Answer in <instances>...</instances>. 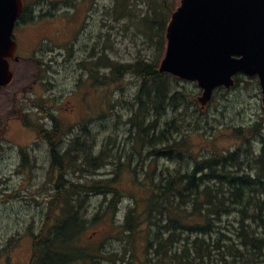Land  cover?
Segmentation results:
<instances>
[{
  "label": "trees",
  "instance_id": "16d2710c",
  "mask_svg": "<svg viewBox=\"0 0 264 264\" xmlns=\"http://www.w3.org/2000/svg\"><path fill=\"white\" fill-rule=\"evenodd\" d=\"M115 1V8L135 6L129 0ZM176 2L161 0L154 14L165 9L167 22ZM140 21L155 25L148 17ZM165 25L157 32L160 49ZM158 61H111L108 77L96 80L101 86L103 79L115 85L128 75L139 80L125 122L130 147L122 156L83 154L79 143L75 150L53 153L48 172L50 196L41 228L32 235L29 264H103L111 254L104 245L90 248L83 242L92 227L108 219L119 232L116 241L123 255H128L124 263L116 259L110 264H133L127 247L129 239L140 233H145L147 242L140 264H264V135L260 123L235 127L220 136L237 142V147L222 148L212 133L198 149L191 139L201 128L198 124L184 128V116L194 101L186 102L179 80L158 72ZM246 80L237 76L235 88ZM196 109L194 113L200 115L206 112ZM142 155L165 159L167 168L145 172L135 162L143 170L140 177L137 167L123 160ZM109 157L112 165L117 164L113 178H95ZM124 169L131 171L144 196L137 199L134 195L121 220L113 223L121 189L126 187L117 186ZM90 195L103 199L92 216L87 210Z\"/></svg>",
  "mask_w": 264,
  "mask_h": 264
},
{
  "label": "rangeland",
  "instance_id": "374dc122",
  "mask_svg": "<svg viewBox=\"0 0 264 264\" xmlns=\"http://www.w3.org/2000/svg\"><path fill=\"white\" fill-rule=\"evenodd\" d=\"M93 1L90 0L88 4H93ZM95 1L100 7L98 14H103L104 7L109 11L108 21H106L108 27L105 28L98 24L102 22V18L95 16V23L90 29L93 36L100 37L98 41L95 39L97 43L94 40L97 51L93 57L94 72L91 76L95 99L90 104L89 119L81 120V125L88 129L89 133H83V136L79 138L86 142L89 141L91 145L93 143L91 150L94 155L104 152L106 156H122L130 147L128 142L130 136L125 122L129 117L130 104L138 90L139 80L128 75L115 85H110L107 80L104 81L106 83L102 87L96 85V80L102 81L103 77L109 75L108 68L99 69L97 67V63L102 60H97V58L101 54H105L109 60L108 62L122 64L133 63L138 59H145L150 62L156 60V58L159 60L163 45L160 49L157 32H159L160 27L163 28L165 25L167 12L165 9H161L160 14H154V11L160 9L161 0H129L135 6L121 7L124 10L119 16L118 11L121 9L115 8V0ZM143 17L150 18V21L155 25H144L140 21ZM163 33L161 39L164 44ZM31 48H21L20 53L26 55L31 51ZM70 64L66 69L70 67ZM15 74L12 84L0 92V145L2 146L0 153V264L29 263L31 257L30 234L38 233L41 228L46 213V199L50 196L48 187L51 186L48 177V152L43 146L41 148L40 144L34 147L38 141L29 146L30 157L26 160V163L35 162L36 168L28 167V163H25L24 166V159L18 154L20 151L19 145H24L26 141L30 143L31 136L21 134L18 122L15 120L18 113L16 110L19 108L18 102H20L23 95L21 92L16 93L15 91L31 80L33 67L26 62L25 64L21 63L17 66ZM75 75V80L80 79V81L89 76L88 72L80 74L78 70ZM246 81L230 91L221 90L215 93L211 103L205 108L206 112L202 115L194 113V109L199 108L195 97L200 95L196 84L179 81L178 88L184 90L186 102L189 104L191 99L194 101V104L190 106L189 111L184 116V128L188 130L193 128L195 124H198L201 128L200 134L191 139V142L196 144L198 149L205 146V141L209 139L208 136L212 133L217 136L218 143L222 148L237 147V142L220 136L228 135L232 128L249 126L257 122L260 123L264 135V108L261 105L260 89L256 80L252 83H250L252 80L247 79ZM67 84L69 83L60 82L61 88L55 91L57 97L66 91ZM82 89L80 88V90ZM91 95V93L85 94L84 98L92 101ZM20 109L23 113L29 111L27 115L30 117L36 113L32 111L31 106L26 102ZM36 117L37 115H34V118ZM33 148L37 150L35 154H33ZM106 162L103 169L94 175L95 178H113L117 164H113L116 165L113 168L112 157H109ZM123 162L128 163L131 168L137 167L140 177L143 170L145 172H162L163 169L167 168L165 159L154 160L145 157V155L128 161L124 159ZM135 162L142 165L143 170L140 166H135ZM85 175L89 176V174ZM119 175L117 186L120 187V183L126 187L121 189L119 213L113 218V223L114 220L116 223L121 220L134 195H138L137 199L144 196V193L138 188L140 186L136 185L135 178H133L130 170L124 169L120 171ZM73 178L76 181L79 180L77 175ZM102 201L101 197L89 196L87 210L90 216L97 212ZM118 233L109 219L104 220L85 234L83 243L90 248L104 245L111 254L106 256L108 261L103 264H110L111 261L116 259L119 260V263H124L128 255H123L125 252L120 242L116 241ZM145 246H147L145 233H140L129 239V247L127 248L131 251L133 264H140V261L144 260L146 255Z\"/></svg>",
  "mask_w": 264,
  "mask_h": 264
},
{
  "label": "flooded vegetation",
  "instance_id": "af4514ba",
  "mask_svg": "<svg viewBox=\"0 0 264 264\" xmlns=\"http://www.w3.org/2000/svg\"><path fill=\"white\" fill-rule=\"evenodd\" d=\"M23 2L24 9L13 31L12 39L16 43V51L9 66L14 75L13 80L19 64L26 62L33 67L31 80L15 91L23 94L18 102L15 120L21 134L31 136V139L30 143L26 141L24 145H19L18 154L24 159V165L30 157L29 146L38 141L34 147L40 144L41 148L43 146L47 150L50 169L54 152L64 153L70 148L75 150L78 143L82 145L83 154H94L91 150L93 143L91 145L89 141L79 138L83 133H89L88 129L81 125V120L89 119L90 104L95 99L91 76L94 72L93 57L97 51L94 40L98 41L100 37L93 36L90 29L95 23V16L101 17L102 22L97 23L107 28L109 11L103 6V14H98L100 7L95 0L93 4H88L90 0H23ZM30 47L31 51L26 55L20 53L21 48ZM100 59L104 64L101 67L99 61L97 67L109 69L107 64L109 60L105 54L98 56L97 60ZM69 63L70 67L66 69ZM77 70L80 74L88 72L89 76L83 81L75 80ZM63 81L69 83L68 88L57 97L55 91L61 88L60 82ZM2 90L5 89H1L0 92ZM90 93L92 101L84 98L85 94ZM25 102L36 112L31 117L27 115L29 111L23 113L20 109ZM34 115L37 117L34 118ZM53 138L56 141L54 144L51 142ZM36 151L33 148V154ZM27 166L37 167L35 162L28 163Z\"/></svg>",
  "mask_w": 264,
  "mask_h": 264
},
{
  "label": "water",
  "instance_id": "95a60500",
  "mask_svg": "<svg viewBox=\"0 0 264 264\" xmlns=\"http://www.w3.org/2000/svg\"><path fill=\"white\" fill-rule=\"evenodd\" d=\"M22 0H0V89L13 79L9 60ZM160 74L196 82L205 109L217 88L230 90L234 76L257 78L264 107V0H179L165 29Z\"/></svg>",
  "mask_w": 264,
  "mask_h": 264
},
{
  "label": "bare ground",
  "instance_id": "6f19581e",
  "mask_svg": "<svg viewBox=\"0 0 264 264\" xmlns=\"http://www.w3.org/2000/svg\"><path fill=\"white\" fill-rule=\"evenodd\" d=\"M16 27V26H15Z\"/></svg>",
  "mask_w": 264,
  "mask_h": 264
}]
</instances>
